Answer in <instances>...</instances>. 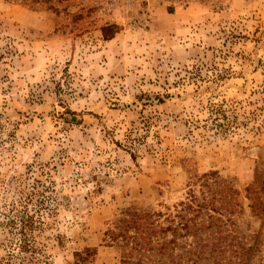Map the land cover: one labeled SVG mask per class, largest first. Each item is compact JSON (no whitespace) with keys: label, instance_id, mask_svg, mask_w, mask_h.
<instances>
[{"label":"rangeland","instance_id":"rangeland-1","mask_svg":"<svg viewBox=\"0 0 264 264\" xmlns=\"http://www.w3.org/2000/svg\"><path fill=\"white\" fill-rule=\"evenodd\" d=\"M210 171L226 191L211 257L251 246L243 263L264 264V0H0V264L86 247L119 264L105 232L122 211L179 225ZM24 201L21 239L7 222ZM193 240L179 229L174 252Z\"/></svg>","mask_w":264,"mask_h":264},{"label":"trees","instance_id":"trees-1","mask_svg":"<svg viewBox=\"0 0 264 264\" xmlns=\"http://www.w3.org/2000/svg\"><path fill=\"white\" fill-rule=\"evenodd\" d=\"M111 27L102 29L103 36L107 37V31ZM223 110L221 106L215 108L214 111L218 112L216 118H226ZM196 180L198 182L200 180V194L197 195L192 186L189 188L187 192L189 197L181 203V210L190 214L191 217L185 218V215L179 214L178 217L183 220L179 225H171V213L150 212L136 207H129L122 211L123 215L115 221L113 227L105 232L107 240L119 245L121 249L119 264H230L229 261L225 263L222 259L220 261V259L211 257L217 245L209 244L202 235L206 226H222L221 217H216L210 212L216 213L220 210L214 200L218 195L226 193L223 185L224 179H221L217 172L210 171L196 177ZM192 184L195 185L196 181ZM10 208L14 215L13 218L8 219L7 224L19 226L21 239L29 236V233L36 228L35 216L37 213L29 209L26 201L13 204ZM27 208L28 210H26ZM203 212L206 214V221H208L206 225L203 222ZM162 215H164L165 223H155V218ZM152 217L155 218L152 219ZM179 229L191 234L194 240L187 245L183 252L176 253L174 248L177 246L176 232ZM217 229L220 231L219 228ZM23 241L22 248L25 249L28 246L27 248L30 250V243L25 245V240L23 239ZM153 242L156 245H152ZM212 245L210 251H206L208 246ZM183 247L185 248V246ZM250 249L251 246L240 245V249L236 251L237 261H234L233 264H244L242 257ZM94 253L93 249L89 247L76 252L73 264H89V259Z\"/></svg>","mask_w":264,"mask_h":264}]
</instances>
